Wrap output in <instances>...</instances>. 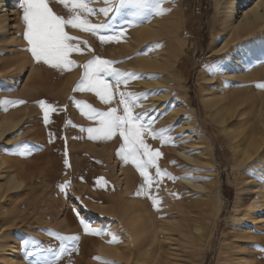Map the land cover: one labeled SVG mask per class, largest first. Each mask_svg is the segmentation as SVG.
<instances>
[{"label":"rangeland","instance_id":"1","mask_svg":"<svg viewBox=\"0 0 264 264\" xmlns=\"http://www.w3.org/2000/svg\"><path fill=\"white\" fill-rule=\"evenodd\" d=\"M93 1L91 8L105 6L104 0ZM220 1L147 0L139 9L124 5L120 11L112 12L110 25L106 16L99 15L97 22L107 21L108 28L95 34L69 25L65 31L79 38L80 51L69 53V59L76 63L64 70L36 62L32 56L26 60V48L10 42L13 27L8 28V34L0 31V101H25L6 108L0 103V117L14 114L18 119L0 137V159L5 160L0 165V264H264V145L254 148L249 143L264 128L246 123L242 125L243 133L235 138V118L225 122L223 131L202 100L203 95L217 92L220 87L221 56L211 53L217 37ZM94 15L97 14L87 16L93 24ZM21 17L20 9L19 22L10 23L17 24L19 33L25 30ZM130 21L138 26H131ZM148 23L165 29L167 35L146 40L143 46L154 42L155 48L162 51L168 49L172 53L178 48V55L180 52L171 79L162 83L157 81L163 72L133 66L143 55L138 48L129 46L131 37ZM116 34L118 39L111 41L110 53V40L102 43L99 36ZM252 35L231 45L240 50L245 76L264 69V36ZM93 36L95 42L89 45L88 39ZM96 56L117 61L111 67L120 71L141 74L129 78L126 85L121 84L119 91L132 93L133 100L148 93L136 101L133 111L146 113L145 121L154 120L152 127L159 138L147 136L146 142L162 155L147 172L159 181L158 187L153 183L151 188L144 185L141 189L144 178L139 170L131 159L124 162L118 155L123 143L118 134L106 140L89 138L87 128L98 127V120H90L85 115L86 105L78 102H86L99 111L116 107L118 114H123L118 95L111 104H105L86 88L82 93L75 90L84 73V68L77 65ZM239 74L235 71L233 77ZM109 79L114 83V78ZM69 80L72 84L67 90ZM232 85L228 82L226 88ZM262 92L264 88L245 96L250 118L257 113L256 106L252 107L255 103L261 105L264 116ZM28 95L35 97L29 99ZM40 100L55 109L49 110L47 124ZM182 104L183 110L176 111ZM170 114H174L173 119ZM161 129L165 131L160 133ZM230 130H235L231 137ZM232 137L243 148L241 162L236 161ZM157 166L170 175L162 172L157 178ZM11 175L21 182L19 186L10 184ZM186 180L203 184L206 190L191 191L183 184ZM66 183L68 186L62 189ZM135 186L140 192L136 198ZM203 190L211 192L208 200L201 195L205 194ZM216 192L220 197H216ZM149 197L157 200L155 207ZM134 203L143 210L145 220L151 217L150 226L164 225L168 229L160 232L159 241L155 240L148 252H135L137 243L129 237V227L121 217L122 209ZM99 208L106 209V213ZM244 213L248 214L243 216ZM85 224L90 226L88 232ZM195 226L201 229L197 233ZM242 228L251 235L246 240L254 254L244 261L238 259L235 249ZM94 229L104 234H92ZM113 235L118 242H109ZM101 241L112 249V255L98 251L103 246Z\"/></svg>","mask_w":264,"mask_h":264},{"label":"bare ground","instance_id":"2","mask_svg":"<svg viewBox=\"0 0 264 264\" xmlns=\"http://www.w3.org/2000/svg\"><path fill=\"white\" fill-rule=\"evenodd\" d=\"M245 3H247V4H245ZM50 6L53 8V10L57 14H63L66 16L69 13V9H71L70 7H69V9H65L64 6L58 2V0H50ZM91 6H92V4H91ZM96 8L99 9L101 7L96 6ZM8 11H10V14L7 13ZM113 16L114 15L112 12H110L109 16H107L108 25L111 24V22L113 20ZM19 17H20V7L18 4V0H0V31H3L2 33L7 32V34H8V28H10L11 26L13 27L15 32H13L11 34L10 42L20 43L19 45H22L24 48H26L25 51H26V60H27L28 57H31V53L29 51H27L29 45L27 44V41L24 38V35H23L24 32H22L20 30L22 33H19V30L17 28L18 26L16 23L19 22ZM99 17H100L99 15L98 16L96 15L94 17L95 23L97 21H100ZM217 19H218L217 37H216L215 43H213L214 46L212 48L211 53L213 55H216V56H221L220 60H221L222 71L220 73L222 74V76L224 75L223 77H227L228 79L221 78L222 76L220 75L219 76L220 79H218V80H220L219 81L220 87L218 88L217 92L210 93V94L207 93L208 95H206V94L203 95L202 100L204 102V107H206V109L212 114L214 120L218 124H220V126H222L223 131H224L225 122L232 117L235 118L234 120H236V123H237L236 129H238V130H236L237 132H234L235 130L234 131L230 130L229 134H230V132H231V134H230V136L229 135L228 136L231 137L232 131H233L234 132L233 137H235V136L238 137V134H240V132L243 133L242 125H244L246 123L251 124L250 127L255 126V125H259V129L264 128V116L262 114L261 105L259 103H255L252 106V107L256 106V112L257 113L255 114L254 118H250L251 116L249 117V114L246 112V109H248L249 106L247 105L248 106L247 107L245 105L248 101V99L245 98L246 94H254V91L256 89L257 90L262 89V88L258 87L257 85L264 84V69H262V71H259V72H255V73L252 72L253 74H251L250 76H245V71H244V68L242 67V65H243L242 61H240V58L242 57L240 50H238L237 48H233L231 45L234 42H236V40L239 39L238 41H240L241 38L252 35V34L261 33L264 36V0H221L219 3L218 18ZM11 22H16V23H13L12 25H10ZM14 33H16V35ZM165 34H166L165 29L160 28L158 26H155V25H153V23H148V24L141 26L135 30L134 34L131 37V42L129 43V46H134L133 49L138 48L137 49L138 53H141L143 55L142 58L139 60V63L136 65H133V66L141 68V69H145V71H152V70L154 71L155 70V71L163 72L162 77H161V75H158L161 77V79L158 77L157 83H162V82H164V80L171 79V76L173 75V71H174L175 65L177 63L178 56L180 55V52L178 55V48L177 49L175 48L174 49L175 51H173L172 53L167 52L168 49H167V51H162L164 49H161L159 47L155 48V45L157 43L155 44L154 42H148V43L144 44V46L142 44L144 42H147L146 40L151 41V39L159 38ZM88 40H89V45L90 44L92 45L95 42V37L94 36L90 37ZM111 41L112 40L109 41V48L111 51L110 53H112V49H113L111 46L112 45ZM12 45H13V43H12ZM176 46H178V45L176 44ZM181 46H178V47H181ZM182 49H183V47H182ZM182 49L180 48L179 50H182ZM157 50L161 51V52H157ZM176 51H177V53H176ZM262 55L264 56V52L262 53ZM109 56H110V54H109ZM22 64L24 65L25 63H22ZM25 66H26V64H25ZM234 69L236 72H240L241 75L239 74V76L233 77V74L235 72ZM164 73H165V75H164ZM256 73H257V75H255ZM232 77H233V79H232ZM64 80H65V78H64ZM248 80H251V81H248ZM237 81L239 82L238 84L240 85V86H238L239 88L235 87L237 85L236 84ZM59 82L62 85H63V83H65V82H63V79H61ZM228 82H231V84H233L232 87L229 89L226 88V87H228ZM224 83H227V84H225V86H224ZM71 84H72V81L69 80L67 88H66L67 90L69 89ZM76 86H78V85H76ZM240 87H246V88L243 89ZM83 91H84L83 89L80 90L81 93ZM65 93H66V91H65ZM262 93L264 94V92H262ZM66 95L68 96V94H66ZM34 97L35 96L31 97V95H28L29 99H32ZM261 98H262V96H261ZM70 104H72V103H70ZM93 106H95V105H93ZM183 107H185L183 104L181 106L179 105L178 108L175 110L176 111L178 109H179V111H180V109L183 110ZM175 113H177V112H175ZM13 115L9 117L8 115L4 114V116L0 117V137L4 131H6L10 128H13L17 124V122H18V119L16 118L17 116L14 117L15 115L14 116ZM170 117H171V119H173L174 114H170ZM244 130H247V128H244ZM244 133L246 135L245 131H244ZM249 136L250 135H248V137ZM235 138H233V141H235V143L233 144V146H234L233 150L235 152L234 154H236V157H237L236 161L241 162L244 151H243V148L238 143H236V141H238V140H235ZM247 140L248 139H246V141ZM249 143H250V146H253L254 148H259V147L263 146L264 145V129H263V131L259 132L258 135L256 137H254V139H252V140L250 139ZM262 143H263V145H262ZM243 145H245V143ZM205 150H207V149H205ZM207 154L211 155L209 153H207ZM207 154H206V156H207ZM188 158H190V157H188ZM1 159H0V165L5 162V160L2 161ZM235 165H237V163H235ZM121 167H122V165H121ZM121 170H123V169H121ZM8 179L10 181V184H12L14 186H19L21 184V182L19 180H17L16 177L13 175H11ZM183 184H185V186H187L191 191H195L196 189H202V188H204V190H206V187H204L203 184H196L194 182H189L187 180L183 181ZM216 184H217V176L213 178V185L215 187H216ZM134 185H135V183H134ZM133 190H135V192H136V193L134 192L135 198L138 197V195H137L138 189L136 188V186L133 188ZM204 190H203V193H205V194L204 195L201 194V195L203 197L207 198L208 196H210L209 194L211 192H207ZM216 195H215L216 197L219 196L217 192H216ZM97 198H100V197H97ZM205 198H204V200H205ZM207 200H208V198H207ZM207 200H205V201L207 202ZM235 207L237 208V205H235ZM119 210H120V207H119ZM122 210H123V212L121 214V217L127 222V226L129 227V237L132 240H134V243L135 242L137 243L136 248H135L136 253L137 252H148V251H150L152 249V247L155 245V242H156L155 240L159 241L160 232L161 231H168V229L163 227L164 225L163 226L161 225V227L150 226L151 224H149L148 219L150 220L151 217L148 216L147 220H145L146 218L142 214L143 210L139 207V205L137 203H134L133 205L127 206V209L124 208ZM98 211L106 213V209H104V208H99ZM245 214H248V213H244L243 216ZM257 218H258L257 216L254 217V219H257ZM199 230H201L199 227H197V226L194 227V231L196 233L199 232ZM162 236H163V234H162ZM191 236H193V234ZM238 237H239V239L237 241L235 249L238 251V259L244 261L245 258L247 259L246 256L254 255L251 251L252 246H250L246 240V239L249 240V238H251V235L248 233H245L244 228H242ZM106 243H107V240H106ZM106 243L102 242L101 245H103V244L106 245ZM104 245L101 246L99 249L97 248L98 251L101 253L112 255L113 254L112 249L107 248ZM116 254H118V252ZM82 255H84V254H82ZM116 257H117V255H116ZM259 258H260V256H259ZM244 263L248 264L247 261H244ZM261 263H260V261L259 262L256 261L255 263H251V264H261Z\"/></svg>","mask_w":264,"mask_h":264},{"label":"snow or ice","instance_id":"3","mask_svg":"<svg viewBox=\"0 0 264 264\" xmlns=\"http://www.w3.org/2000/svg\"><path fill=\"white\" fill-rule=\"evenodd\" d=\"M58 2L65 9H69V3H71V9H69L67 16L57 14L50 6V0H18L19 7L22 10L21 18L25 24L23 35L29 45L27 51L31 53L36 62L43 61L44 64L54 69L64 70L76 63L69 59V53L80 51L79 38L70 36L65 31L67 26L70 25L72 29H80L94 34L100 33L108 28L107 21L93 24L87 19L88 15L95 13L107 17L110 12L120 11L124 5H132L134 8L139 9L146 5L147 0H104L105 6L99 9L89 7L93 0H58ZM130 25L138 26L131 21ZM118 35L110 37L100 35L99 39L103 43L106 40L118 39ZM74 40L77 41L76 44L69 43ZM114 63L118 62L96 56L83 65H77L84 68V73L75 90L79 91L86 88L94 92L100 101L105 104H111L113 99L118 95V103L123 106V114L120 115L116 107H109L107 111H99L86 102H78V104L84 103L86 105L87 111H85V115L90 120H98V127L87 128L89 138L92 140H106L118 134L123 140L118 150V155L121 156L124 162H128L131 159V162L139 170L140 175L144 178L141 189L144 185H148L151 188L153 183L158 187L159 181L149 176L147 172L148 167L156 165L157 158L162 155L159 149L153 150L146 142L147 136H151L153 139L159 138L157 131L152 127L154 120L145 121L144 116L147 115L146 113H134L133 111L136 101L142 97H146L148 93L139 94L133 100L132 93L119 91L121 84L126 85L129 78L139 77L141 74L120 71L111 67ZM109 78H114V83ZM257 86L264 88V84ZM0 103H3L6 108L9 104H23L25 101L5 100L0 101ZM38 103L44 110V121L47 124L49 110L55 109L53 105L47 104L44 100H40ZM81 130L84 131L83 128ZM159 131L163 133L165 130L161 129ZM65 164L67 165V161H65ZM162 172L164 175H170L166 170H162L157 166L156 177H160ZM67 186L66 183L61 188L63 189ZM139 194L138 190L137 195ZM152 199L153 206L155 207L157 200ZM84 227L86 232L90 230L89 225L85 224ZM91 231L92 234H104L100 229ZM109 242L116 243L118 239L113 235L112 240Z\"/></svg>","mask_w":264,"mask_h":264}]
</instances>
